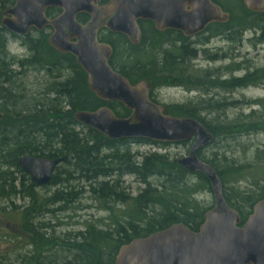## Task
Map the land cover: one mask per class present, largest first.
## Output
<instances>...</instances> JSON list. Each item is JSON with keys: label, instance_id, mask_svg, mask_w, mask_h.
Returning <instances> with one entry per match:
<instances>
[{"label": "trees", "instance_id": "trees-1", "mask_svg": "<svg viewBox=\"0 0 264 264\" xmlns=\"http://www.w3.org/2000/svg\"><path fill=\"white\" fill-rule=\"evenodd\" d=\"M235 1L244 14L238 20L219 3L231 15L224 32L264 26V13L250 14L240 0ZM12 2L0 0V21L1 13ZM139 25L142 39L137 46L131 45L122 35L100 36V42L109 43L113 49L111 68L131 85L145 81L151 92L166 87H183L190 92L210 88L243 89L258 86L264 80V73L257 72L222 81L205 71L197 73L191 65L198 53L186 40L180 41L179 46H171L174 39L171 34L155 33L149 22ZM261 32L263 34L264 28ZM47 39L48 34L43 32L17 37L0 23V219L18 209L14 205L16 198L27 200V206L20 213V228L30 240L26 245L30 250L26 254L16 252L12 262L9 259L11 248L23 239L14 233L0 236V240L6 238L4 250L8 248L0 252V264H46V261L47 264H114L118 249L132 240L145 238L174 224L197 231L203 215L211 209L199 207L196 200L202 190L211 192L205 176L198 172L187 173L168 154H140L131 146L132 143H150L162 148L164 144L127 139L110 141L76 123L73 115L77 111L107 107L118 118H126L130 112L118 103L98 100L89 91L86 75L75 59L54 51ZM12 40H17L26 51L23 59L8 53ZM115 64L120 65L119 68ZM225 70L232 73V68ZM26 71L33 75L31 88L35 89L25 86ZM215 107L216 102L209 98L196 104L165 106L164 114L198 121L213 137L209 146L214 145L219 136L229 133L264 132V117H257L254 111L245 116L246 123H237L239 118L214 125L216 118L211 122L201 116L203 112L212 115ZM23 155L66 158L56 167L46 186L55 189L50 196L40 199L35 196V187L17 164ZM219 155L206 159L203 150L198 152L199 159L220 179L224 201L238 213L240 224H243L253 205L264 199V152H255L252 164H238ZM123 177L134 178L142 185V190L132 196L123 186ZM192 177L195 183H190ZM248 179L250 188L246 193L231 186ZM228 181L230 186L226 185ZM75 183L80 187L77 191ZM83 194L109 210L114 206L123 207V217L102 226L104 228L87 224L82 231L61 238L50 233L52 228L48 223L36 221L47 213L64 211ZM240 204L247 206L248 211H242ZM53 207L57 208L52 210ZM4 230L0 226V232ZM51 250L60 254L53 255L52 261L53 256L45 258L44 255Z\"/></svg>", "mask_w": 264, "mask_h": 264}, {"label": "water", "instance_id": "water-1", "mask_svg": "<svg viewBox=\"0 0 264 264\" xmlns=\"http://www.w3.org/2000/svg\"><path fill=\"white\" fill-rule=\"evenodd\" d=\"M253 14L264 13V0H240ZM14 0L1 14V26L9 33L26 36L30 29L52 33L49 46L61 55H71L86 75L87 87L103 102H115L130 112L118 118L107 107L95 111H77L73 118L110 141L145 140L159 144L193 141L187 155L177 164L187 173H201L208 180L213 207L203 215V223L194 233L182 224L121 246L114 264H264V199L256 202L241 227L239 215L222 197V184L214 170L197 153L208 146L212 135L198 121L164 114V107L152 103L150 86L145 81L131 85L110 64L112 48L98 42V32L126 37L137 46L140 31L137 22L150 21L157 31L178 30L186 37L202 32L212 22L227 23L230 16L210 0ZM62 12L47 20L45 11ZM80 14L89 16L85 25L76 22ZM66 160L21 156L17 164L35 188L50 184L57 166Z\"/></svg>", "mask_w": 264, "mask_h": 264}, {"label": "rangeland", "instance_id": "rangeland-1", "mask_svg": "<svg viewBox=\"0 0 264 264\" xmlns=\"http://www.w3.org/2000/svg\"><path fill=\"white\" fill-rule=\"evenodd\" d=\"M223 4L232 16L238 20L244 16L242 10L238 8L235 0H218ZM260 26L258 29L242 28V31H226L225 36L218 38V40H212L207 45L199 47V42L204 41L203 37L199 39L190 40V43H197V49H204L201 51L196 60L192 62L191 68L197 73L208 72L209 74L219 77L220 80H227L229 78H242L247 74L254 72L264 73V32L262 34ZM203 45V44H202ZM8 53L16 57V59H23L26 56V51L20 46L17 40L10 41L8 45ZM116 67L117 64H115ZM232 68V73L229 74L225 68ZM33 75L26 71L24 75V84L26 88L30 89ZM29 78V79H28ZM22 79V78H21ZM28 82V83H27ZM35 89V87L33 86ZM31 88L30 90H32ZM204 90V91H203ZM201 91H186L183 87H166L157 88L153 90V99L158 104L164 106H177L185 105L188 103L196 104L200 101H207L209 98L216 102V107L213 109V114L209 115L206 112L201 114L207 121H216L214 125L220 123H231L239 120L237 123H246L245 116L249 115L251 111H254L257 117H264V80L258 86H249L243 89L235 90H222L220 88L203 89ZM256 103V104H255ZM213 105V104H210ZM225 121V122H221ZM222 123V124H221ZM230 134V135H229ZM227 135L219 136L214 145L208 146L203 150V156L207 159L212 155L222 154L226 160H231L238 164H252L254 160L255 152H264V132H234ZM193 141L176 143V144H164L165 147H157L150 143H132V150L140 154H168L170 158L180 159L185 157L191 148ZM123 186L128 188V191L132 196L142 190V185L137 183L132 177H123ZM190 183H195V178H190ZM247 182L231 185L235 190H241L248 192ZM226 185L230 186L229 181ZM75 190H79L76 183L74 184ZM35 196L39 199L42 197L50 196L55 189L51 187L34 188ZM78 199V200H77ZM196 200L199 207L212 208L213 197L211 192L202 190L196 195ZM27 200L16 198L14 205L18 207L16 211L9 212V216L4 219H0V226L4 227V231L0 232V236H4L7 233H14L15 236H21L23 240L14 244L9 254L10 261H15L16 252L22 251L26 254L30 248H27L29 244V236L26 237L21 231V219L20 213L24 206H27ZM241 205V210L247 212V206ZM58 207V206H57ZM57 207L51 208L55 210ZM25 208V207H24ZM123 207L114 206L110 210L104 208L99 202H94L83 194L78 196L76 201L69 204L64 211H57L52 214L47 213L44 217L37 218V222L48 223L52 228L50 233L57 237L72 236L79 231H82L84 227L88 225H94L101 228L105 225H110L116 218L123 217ZM104 228V227H102ZM24 237V238H23ZM6 244V238L0 240V252L8 251V248L4 250ZM17 249V250H15ZM59 248H57L58 250ZM53 250H51L52 252ZM46 253L45 258L58 255L54 252ZM55 258L52 257L51 261ZM9 260L6 259V262ZM105 262V261H104ZM48 263L47 261L45 262ZM15 264V263H14ZM20 264V262L16 263Z\"/></svg>", "mask_w": 264, "mask_h": 264}, {"label": "flooded vegetation", "instance_id": "flooded-vegetation-1", "mask_svg": "<svg viewBox=\"0 0 264 264\" xmlns=\"http://www.w3.org/2000/svg\"><path fill=\"white\" fill-rule=\"evenodd\" d=\"M108 2H109V0H100V2H99V6L105 5V4H107ZM210 2H211L213 5L218 6V7L221 9L222 12L229 14L228 11H225V10L222 9L221 5L219 4L220 2H219L218 0H210ZM241 3H242V2H241ZM13 4H14V0H13L12 4L8 6L7 9L11 8V7L13 6ZM242 6H243V4H242ZM243 7H244V6H243ZM7 9H6V10H7ZM246 11H248V10H246ZM3 12H4V11H3ZM3 12H2V13H3ZM61 12H62V11H61L60 9H57V8L47 9V10L45 11V17H46L47 20H52V19L58 17V16L61 14ZM2 13H1V14H2ZM248 13L253 14V13H251L250 11H248ZM255 15H256V14H255ZM229 16H230V19H231V15H230V14H229ZM89 19H90L89 16H87V15H85V14H80V15H78V16L76 17V22L79 23L80 25H85V24L89 21ZM141 22H145V23L149 22V23H151L152 28L154 29L155 33H158V34H164V33H166V34H171V36L174 37L171 46H175V45H176V46H179V44H180L179 42H180V41H182V40H186L187 43H188V45H190V47L193 48L195 51H197V53L199 54V53H200L201 51H203L204 49H202V48L197 49V48H196L197 46L194 45V44H197V43H193V44H192V43H190V40H195V39H199L200 37H203L204 41H203L202 43L199 42V44H200L199 47H202V46H204V45H207L208 42H211L212 40H218V38H221L222 36H225L226 34H228V33H225L223 30L226 28V25L230 22V20H229L227 23H219V22H212V23H209L208 25L205 26V28H204V30H203L202 32H199V33H197V34H194L193 36H190V37H186V36L183 34V32L178 31V30L165 29V30H163V31H157L156 28H155V25H154L152 22H150V21H141V20H139V21L137 22V24H138L139 31H140V41H141V39H142V33H141V30H140V25H139V23H141ZM235 30H236V29H234V30H232V31H235ZM244 30H246V29H244ZM41 32H43V33H45V34H48V37H49V35L52 33V30H51V28H49V27H45V28H43L42 31L39 32V31L35 30L34 28H32V29H30V31H29L28 34H30V35H35V34H37V33H41ZM149 33H150V31H149ZM103 35L106 36V37H113V36L118 35V34H113V33L108 32L106 29H101V30L98 32V35H97L98 42H100V36H103ZM16 36H17V35H16ZM17 37H20V36H17ZM125 38H126V37H125ZM127 41H128V40H127ZM106 44H108V45L111 47V45H110L109 43H106ZM139 44H140V42H139ZM139 44H138V45H139ZM202 44H203V45H202ZM111 48H112V47H111ZM198 54H197V55H198ZM112 55H113V49H112ZM112 55H111V57H112ZM110 59H111V58H110ZM109 62H110V61H109ZM148 98H149V100H150L152 103H154V104H156V105H160V104L157 103L156 100L153 99V91L151 92V89H150V91H149ZM160 106L165 107L164 105H160ZM239 218H240V217H239ZM246 219H247V218H246ZM202 223H203V221H202ZM202 223L199 225L197 231H192V232H194V233L198 232V230H199L200 226L202 225ZM243 224H244V223H243ZM243 224H240V223H239L237 226H238V227H241ZM190 231H191V230H190Z\"/></svg>", "mask_w": 264, "mask_h": 264}, {"label": "bare ground", "instance_id": "bare-ground-1", "mask_svg": "<svg viewBox=\"0 0 264 264\" xmlns=\"http://www.w3.org/2000/svg\"><path fill=\"white\" fill-rule=\"evenodd\" d=\"M210 145V144H209ZM208 145V146H209ZM208 146H206V147H208ZM206 147H204V148H201V149H199V150H204ZM199 152V151H198ZM197 156H198V153H197ZM199 158V157H198ZM206 164V163H205Z\"/></svg>", "mask_w": 264, "mask_h": 264}]
</instances>
